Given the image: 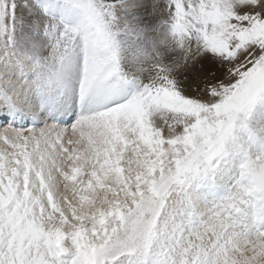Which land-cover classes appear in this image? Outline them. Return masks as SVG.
Listing matches in <instances>:
<instances>
[{"label": "snow or ice", "instance_id": "6c2138e0", "mask_svg": "<svg viewBox=\"0 0 264 264\" xmlns=\"http://www.w3.org/2000/svg\"><path fill=\"white\" fill-rule=\"evenodd\" d=\"M0 264H264V0H0Z\"/></svg>", "mask_w": 264, "mask_h": 264}]
</instances>
